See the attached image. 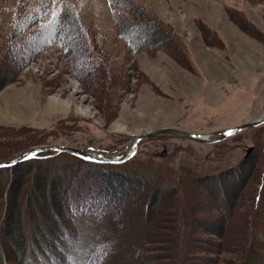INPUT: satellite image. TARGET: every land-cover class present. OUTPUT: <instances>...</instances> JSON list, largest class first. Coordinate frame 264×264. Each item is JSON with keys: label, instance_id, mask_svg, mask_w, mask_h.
<instances>
[{"label": "rangeland", "instance_id": "1", "mask_svg": "<svg viewBox=\"0 0 264 264\" xmlns=\"http://www.w3.org/2000/svg\"><path fill=\"white\" fill-rule=\"evenodd\" d=\"M144 19L153 27L132 30V49L120 27ZM263 115L264 0H0V162L35 144L120 155L133 134L210 133ZM57 154L0 169L4 254L15 208L43 192L76 209V240L46 246L57 257L60 243L67 264L83 263L100 225L115 243L108 264H264V123L210 143L142 139L119 166ZM116 169L128 171L123 185ZM103 171L116 197L97 221L80 202Z\"/></svg>", "mask_w": 264, "mask_h": 264}, {"label": "trees", "instance_id": "2", "mask_svg": "<svg viewBox=\"0 0 264 264\" xmlns=\"http://www.w3.org/2000/svg\"><path fill=\"white\" fill-rule=\"evenodd\" d=\"M126 21L127 22H125L124 25H121V27H120L122 37H123L125 43L130 48L137 49L141 45L142 41L139 40L138 37H135L133 35L132 30L134 28H141L139 30L142 31V29H144L145 26L150 28V27H153V25H151V23H149V20H145V19L141 20L140 22H136V23H133L130 20H126ZM138 23L142 24L143 27H139L140 25L137 26ZM158 41L161 42L160 40H158ZM143 43H146V42H143ZM160 46H161V44H160ZM258 126H260V125H258ZM258 126H255V127H258ZM255 127H252V128H255ZM35 145H38V144H35ZM49 154H50V151H42V152L38 153V155L36 157H32V158L27 159L25 161H22L18 164H21V165L27 164V166L32 167L35 162H39L40 160H44V159L47 160V159H50L53 157V156H50ZM62 154H66V155H69L71 157H75L78 160H80L86 164H92L89 161H85L83 159H80V158H78V157H76L70 153H67V152H58L57 155H62ZM125 162H123V163H107V162L105 163V162H103V163H96V165H98V166H106V165L119 166V165L124 164ZM8 168H12V166L4 167L2 169H8ZM117 170L118 169L115 170V174L117 172L116 177L119 178L120 174L122 176H121V178H119V180L117 179L118 182L117 181L116 182H117V184L120 183L123 185V183L126 181V179H124V178H126L128 171H122L120 173V171L119 170L117 171ZM100 175H102V177H100V178H102L101 179V181H102L101 185L95 191H92L91 193H89V196L86 199L81 200L80 206L83 207V210L86 211V213H88V214L91 213V215L93 217H96L95 220L104 221L103 217L105 216L106 209L108 206H110V204L113 203L112 200H110L109 198L111 196L112 197L114 196L113 198H115L116 195L113 194L115 191H113L109 188V185H110L109 181H106V179H104L105 172L104 171L100 172ZM230 178H232V177H230ZM38 189H40V187H38V185H37V190ZM38 193L32 199L27 198L25 201H23V203H21L20 208H15V210L17 211L15 216L18 217L19 223H18L17 231H16L17 232V234H16L17 239L12 243L13 244L12 245L13 246L12 251H13L14 255H12V257H10V256H8V254L6 255V253L4 254V252L2 251V247L0 246V264H34L35 261L40 262L41 264H59V263L60 264H67V261H68L67 259H69V258L64 253V250L61 248L60 243H59L58 249L56 248L57 251L53 250L57 254L56 255L57 257H54L50 250L47 251L46 246H48V245L50 246L52 243L56 242L55 236H57V235H58V237L60 236L61 239L63 237H67V238H69L68 240H71V241L76 240L78 230H77L76 225L74 223V220L72 219V216H71L73 214V211H75L76 209L71 204L69 206L70 211H68L69 207L66 204L59 202L58 199L52 198L54 195L44 194L43 192L40 193V195H39ZM154 195H156L155 192L152 195H150V198H152V196H154ZM224 195H223V197H224ZM123 196L128 197L127 194L123 195ZM88 198L90 199L89 201H87ZM258 198H259V195H257L256 200H258ZM119 199H120V197L118 198V201H116V203H119ZM155 199L156 198H154V200ZM69 200L70 199L66 197V201H69ZM91 200L93 202L94 201L99 202L100 207L102 209V212L96 216H94V214H97V213L93 211L96 207H93L92 204H90V202H92ZM154 200L152 199V201H154ZM149 202H150V200H149ZM222 202H223V205L226 206V208L228 207V211H227V209L225 210L224 207H220V208L223 211L225 210V213H226V211L229 212L230 208H229L227 200L224 199V201H222ZM129 203H130L129 199L128 198L125 199V204L129 205ZM94 204H96V203H94ZM91 209H92V211H90ZM147 212H150V211H147ZM117 213H119V211H117V209H116V210H114V213L112 214V216H115ZM148 216H149V213H146V215H144V223H145V226L147 225V227H149V222L147 221ZM26 218L31 221L30 223H31L32 228H33L32 230L27 232V234H28L27 236H26V232H25L26 229L23 228V226L25 224L24 221H26ZM149 218H150V216H149ZM69 223H72L73 226L68 225ZM108 228L109 227L106 228V227H103L101 225L99 226V230L94 233L95 240L90 244L89 249L87 251V255L85 256L82 264H90L91 262L93 264H102L105 261H106V264H108V260L111 259L112 254L115 252V250H113L115 243L106 242V240L103 238V235H104V233L107 232ZM112 230H113V228H112ZM39 231H42V233L46 234V236H50L51 240L46 239L45 241H43V239L40 238L41 233ZM145 231L148 232V228ZM72 238H73V240H72ZM142 242H143V240L138 241V242L135 241V242L131 243L128 247L131 249V251H134L135 248L138 249V246L136 247V245H138L140 243L139 248L141 249L140 245ZM42 243L44 246L43 251L40 250Z\"/></svg>", "mask_w": 264, "mask_h": 264}, {"label": "water", "instance_id": "3", "mask_svg": "<svg viewBox=\"0 0 264 264\" xmlns=\"http://www.w3.org/2000/svg\"><path fill=\"white\" fill-rule=\"evenodd\" d=\"M262 123H264V115L252 119L250 121L238 124L236 126L230 128H224L210 133H196V132L184 131L175 127H163L151 131L149 133L131 135L128 143L125 146L124 152L120 155L102 154L98 152H92L87 148H76L66 145H56V144L35 145L30 149H28L27 151H25L24 153L20 154L19 156H16L8 161H1L0 168L10 167L12 165L20 163L32 157H36L37 154L42 151L67 152L80 159L93 163H103V162L123 163L134 154L138 142L142 139H147L158 135H170L173 137L185 138L192 141L210 143L225 139L228 136H231L232 134L240 130L252 128ZM228 133H231V135H229ZM211 136H216V137L210 138ZM25 157H29V158L26 159Z\"/></svg>", "mask_w": 264, "mask_h": 264}, {"label": "snow or ice", "instance_id": "4", "mask_svg": "<svg viewBox=\"0 0 264 264\" xmlns=\"http://www.w3.org/2000/svg\"><path fill=\"white\" fill-rule=\"evenodd\" d=\"M59 14H60L59 12H54V13H53V17H54V19L57 18V17L59 16ZM228 134L231 135V133H228ZM33 155H34V154H33ZM25 158L27 159V158H29V157H25Z\"/></svg>", "mask_w": 264, "mask_h": 264}, {"label": "bare ground", "instance_id": "5", "mask_svg": "<svg viewBox=\"0 0 264 264\" xmlns=\"http://www.w3.org/2000/svg\"><path fill=\"white\" fill-rule=\"evenodd\" d=\"M164 196V195H163ZM51 256V255H50ZM50 262V261H49Z\"/></svg>", "mask_w": 264, "mask_h": 264}]
</instances>
